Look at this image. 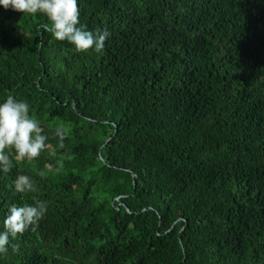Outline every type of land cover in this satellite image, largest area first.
I'll list each match as a JSON object with an SVG mask.
<instances>
[{"label": "trees", "instance_id": "1", "mask_svg": "<svg viewBox=\"0 0 264 264\" xmlns=\"http://www.w3.org/2000/svg\"><path fill=\"white\" fill-rule=\"evenodd\" d=\"M77 4L102 51L0 7V103L47 137L0 168V232L12 204L47 205L0 264H264V0Z\"/></svg>", "mask_w": 264, "mask_h": 264}, {"label": "clouds", "instance_id": "2", "mask_svg": "<svg viewBox=\"0 0 264 264\" xmlns=\"http://www.w3.org/2000/svg\"><path fill=\"white\" fill-rule=\"evenodd\" d=\"M0 7L22 14H42L48 21L43 25L44 30L51 33L54 39L72 44L78 52L90 49L100 52L110 36L107 29L94 33L80 23L77 0H0ZM42 132L38 121L29 115L28 103L9 94L0 103V168L4 172L9 171L13 167V156L17 162L32 161L39 157L46 147L47 139ZM56 135L60 137V147L63 148V125L56 129ZM40 175L43 176L44 173L41 172ZM13 185L14 190L20 194L35 191V185L27 175L17 176ZM46 210V203L40 200L33 204H12L3 219L0 253L7 252L10 238H16L30 227L35 231ZM18 248L19 245H12L13 251H18Z\"/></svg>", "mask_w": 264, "mask_h": 264}]
</instances>
